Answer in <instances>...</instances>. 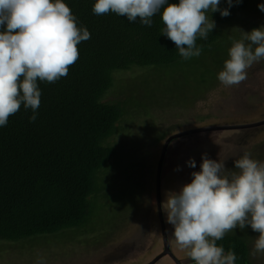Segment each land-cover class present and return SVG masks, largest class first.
Returning a JSON list of instances; mask_svg holds the SVG:
<instances>
[{
  "label": "trees",
  "instance_id": "16d2710c",
  "mask_svg": "<svg viewBox=\"0 0 264 264\" xmlns=\"http://www.w3.org/2000/svg\"><path fill=\"white\" fill-rule=\"evenodd\" d=\"M64 2L77 26L88 29L90 39L77 45L79 58L66 76L53 83L37 80L41 97L35 121L29 119L32 109L21 104L0 126L1 248L11 245L28 251L43 239L54 243L60 238H73L75 245L94 228L102 230L98 225L112 217L114 209H129L142 180L135 168L155 155L147 145L163 143L175 132L174 116L186 114L200 94L214 88L215 73L229 59L232 41L242 38L240 31L239 39L228 41L236 30L224 27L237 16L238 21L249 19L245 11L254 4L233 0L229 8L227 0H220L219 8L230 14H209L216 26L207 39L197 37L196 45L202 46L201 54L213 57L198 63L196 57L182 58L174 42L162 34L159 12L149 27L139 18L130 23L112 12L95 15V0ZM139 67L152 71L137 81ZM144 97L157 98L158 104L163 97L164 102L150 106L141 100ZM249 229H234L217 241L225 253L236 254L235 264H251L256 232ZM46 252L41 249L39 259ZM185 262L194 263L190 257Z\"/></svg>",
  "mask_w": 264,
  "mask_h": 264
},
{
  "label": "clouds",
  "instance_id": "9594fccd",
  "mask_svg": "<svg viewBox=\"0 0 264 264\" xmlns=\"http://www.w3.org/2000/svg\"><path fill=\"white\" fill-rule=\"evenodd\" d=\"M227 3L230 8L233 0ZM219 4L220 0H95L93 13L112 12L126 16L130 23L139 18L150 27L159 12L165 26L162 34L187 60L201 55L197 37L207 39L216 26L209 14H230ZM258 7L264 12V4ZM241 32L242 38L232 41L229 59L218 73L224 86L245 81L247 70L264 59V27ZM90 35L86 27L77 26V18L64 0H0V126L7 124L21 104L32 109L29 119L35 121L41 97L37 80L53 83L66 76L79 58L77 45ZM187 165L195 168L196 162L189 159ZM200 168L191 173L190 183L167 195L164 202L177 245L188 250L193 264H235L236 254L232 250L225 253L217 241L250 225L259 233L252 255L264 253V162L245 151L234 160V169L239 171H233L226 169L225 160L210 159L205 153ZM161 212L163 217L162 204Z\"/></svg>",
  "mask_w": 264,
  "mask_h": 264
},
{
  "label": "rangeland",
  "instance_id": "374dc122",
  "mask_svg": "<svg viewBox=\"0 0 264 264\" xmlns=\"http://www.w3.org/2000/svg\"><path fill=\"white\" fill-rule=\"evenodd\" d=\"M252 1L254 4L245 11L249 19L238 21L237 16L232 25L224 27L227 30H236L227 38L228 41L234 38L239 39L241 30L250 32L247 26H252L254 29L264 27V12L254 7L258 3L264 4V0ZM212 57L213 55L204 53L196 57V60L198 63L208 62ZM221 66L215 73V79L218 82H214V88L211 86L213 89L209 92L200 94L199 99L191 105V109L186 114L178 112L174 116L175 132L173 134L178 135L174 136V140L170 139V141L173 140L171 143L168 142L161 162L158 194L163 209L164 230L170 250L181 262L189 260L188 250H182L177 245L173 234L174 227L167 223L166 205H164L167 195L179 192L184 185L191 182L193 178L191 173L201 170L202 155L205 153L210 159L225 160L226 169L233 171H239L234 169V160L239 159L245 151L250 152L252 158L264 162V124H260V121L264 119V59L254 63L247 70L245 81L230 87L224 86L217 78L218 73L224 68V63ZM137 69L139 72L136 73L138 74L136 80L138 81L140 77L148 74L149 67ZM149 71H152V68ZM141 100L148 101L152 106V103L158 99L151 101L149 97H144ZM163 102L164 98L161 97L159 104L155 102L156 104L153 105L160 107ZM132 111L136 115L140 114L136 109ZM135 122L140 123L141 120L136 119ZM207 128L210 129L206 130ZM195 129L200 130L193 131ZM164 142H161L159 146L153 145L152 142L147 145L149 151L155 155L157 151V155L148 156L135 168L140 174L138 177H142L135 202L130 203L129 209H126L124 213H116L114 209L113 216H108L104 223L98 225L103 227L102 230L94 228L95 232L91 231L89 235H84L75 245L70 242L73 238H60L54 239V243H48L53 239H43L35 243L36 248L28 251L15 246L11 247V245L5 248L0 247V264L151 263L164 249L156 207V175ZM145 143L147 142L141 144ZM139 144L140 142H137V146ZM189 159L195 160V168L187 165ZM249 227L250 225L248 230H250ZM258 235L257 232L254 234L256 239ZM253 241L252 249L256 240ZM44 248H47L48 252L39 259L42 255L41 249ZM152 264L176 263L169 262L164 256L157 258ZM251 264H264V253L253 255Z\"/></svg>",
  "mask_w": 264,
  "mask_h": 264
},
{
  "label": "water",
  "instance_id": "95a60500",
  "mask_svg": "<svg viewBox=\"0 0 264 264\" xmlns=\"http://www.w3.org/2000/svg\"><path fill=\"white\" fill-rule=\"evenodd\" d=\"M260 124H264V120L260 121ZM223 128H226V127H223ZM208 129H210V128H207L206 130H208ZM211 129H214V128H211ZM197 130H200V129H195L193 131H197ZM187 132H189V131H187ZM177 135L178 134H172L166 139V141L163 144L162 151H161L160 158H159V162H158L157 175H156L157 212L159 214V220H160L164 249L160 254L157 255V257L151 263H148V264H152L153 262H155V260L157 258H161V257L166 256V255L170 256L173 259V256L171 254L169 244L167 241V236H166L165 230H164V223H163V217H162V212H161V204H160V198H159V194H158V191H159L158 188H159L160 168H161V162H162L164 151L166 149L168 142H170V139H173L174 136H177ZM174 261L176 262V264H180L179 262L176 261V259Z\"/></svg>",
  "mask_w": 264,
  "mask_h": 264
},
{
  "label": "flooded vegetation",
  "instance_id": "af4514ba",
  "mask_svg": "<svg viewBox=\"0 0 264 264\" xmlns=\"http://www.w3.org/2000/svg\"><path fill=\"white\" fill-rule=\"evenodd\" d=\"M172 253V256H173V252H171ZM166 258V257H165ZM168 258V260H169V262H174V263H176L175 261H174V259H172V258H170V257H167ZM176 259H177V257H176Z\"/></svg>",
  "mask_w": 264,
  "mask_h": 264
}]
</instances>
